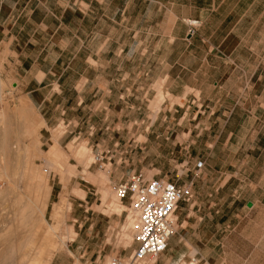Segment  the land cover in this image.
<instances>
[{
  "label": "crops",
  "instance_id": "0c3cea01",
  "mask_svg": "<svg viewBox=\"0 0 264 264\" xmlns=\"http://www.w3.org/2000/svg\"><path fill=\"white\" fill-rule=\"evenodd\" d=\"M262 1L0 0V40L22 67V81L39 86L28 89L30 98L41 96L43 83H60L67 74L63 81H73L75 88L87 83L98 98L97 110L107 108L114 114L111 123L122 125L130 107L141 110L156 97L158 81H166L165 90L175 95L188 87L200 91L208 116L186 125H203L213 137L204 141L206 160L233 163L235 171L221 170L224 179L216 188L200 187L154 264H264V9H257ZM189 18L202 25L187 38ZM57 66L64 67L62 73ZM52 96L49 90L35 102L44 117ZM168 109L149 122L145 114V125H182L183 110ZM122 128L132 131L135 125ZM124 136L126 144L136 138L132 132ZM232 177L235 186L229 184Z\"/></svg>",
  "mask_w": 264,
  "mask_h": 264
},
{
  "label": "rangeland",
  "instance_id": "374dc122",
  "mask_svg": "<svg viewBox=\"0 0 264 264\" xmlns=\"http://www.w3.org/2000/svg\"><path fill=\"white\" fill-rule=\"evenodd\" d=\"M257 9H264V0ZM198 31L199 28L194 34H188L187 38L196 35ZM12 54L8 44L0 40V138L3 137L2 129L5 125L1 123L2 114H8L7 116L12 114L11 123L8 125L15 121L13 125L16 130L12 137L16 139L19 136L22 145L29 137L31 138L26 129L28 124H25L22 115L27 117L26 123L35 121L39 125L42 147L39 150L40 155L33 159V163L44 170L52 187L43 229L56 226L57 231L53 238L60 245L53 259L45 264H111L113 258L117 256L126 258L130 255L135 243L132 235V244L129 246L125 230L128 228L126 226H129L128 217L132 210L128 200L120 199L116 195L115 186L134 172H142L148 178L168 179L178 185L190 187L192 195L180 202L175 213L176 234L181 227L179 218L182 209L197 199L199 192L202 191L200 187L207 185L216 188L224 179L222 177L220 180L221 170L227 168L229 173L235 171L233 163L225 164L218 159L212 162L206 160L209 148L204 141H211L213 137L208 138V131L202 129L203 125H186L188 120L192 119L193 123L197 120L203 121L208 116L205 112L208 107L202 104L200 91L188 87L185 93L175 95L165 90L166 81H158L153 85L157 91L156 97L146 100L147 106L141 110L139 106L130 107V113L121 125L120 121L111 123L114 114L109 113L107 108L100 106L97 110L98 98L91 96L87 83H81L75 88L73 81H63L67 74L62 76L63 80L60 83H50L49 86L43 83L39 92L41 96L36 99L30 98L28 89L39 86L34 81L29 86L22 81L25 75ZM63 68L57 66V73H62ZM54 77L52 75L51 79ZM49 90L53 96L47 99L46 106L49 111L46 116L50 117L51 121L46 124V116L44 117L37 103ZM80 94H83L84 100L81 105ZM25 98L30 99L32 107H23ZM131 99L134 104L139 103V99L133 95ZM166 107L170 110L176 108L183 110L180 113V115L183 113L185 118L182 125H145L144 119H148L147 122L155 119ZM20 108L23 109L22 115ZM145 114H148L146 118ZM46 125H49V128H46ZM123 125H135V128L132 131L124 130ZM129 132L135 133L136 138L131 140V144H126L124 133ZM55 142L59 143L60 149L65 152L62 158L48 156V151ZM83 146L87 147V154L79 153ZM200 160L205 164L198 170L196 163ZM11 163L12 168L8 169L7 178L0 168V175L2 174L0 188H5L7 182L5 179L9 177H13L14 181L9 179L19 188L21 186L25 188L23 185L24 183L27 185L29 180L20 179L21 161L12 159ZM112 176L117 177L118 182L113 183ZM229 184L235 186L238 182L232 177ZM8 192L5 193L7 195H2L4 196L2 200H7V204L6 201H2L5 207L3 210L7 212L13 208L11 200L16 198L11 190ZM203 196L205 194L201 193L199 200H202ZM65 238L69 240L64 242ZM3 242L0 240V245ZM12 263L0 260V264ZM180 264L195 263H185V260H182Z\"/></svg>",
  "mask_w": 264,
  "mask_h": 264
},
{
  "label": "bare ground",
  "instance_id": "6f19581e",
  "mask_svg": "<svg viewBox=\"0 0 264 264\" xmlns=\"http://www.w3.org/2000/svg\"><path fill=\"white\" fill-rule=\"evenodd\" d=\"M23 102L24 108L32 107L30 99L25 98L23 99ZM21 108L20 113L22 115L23 109ZM7 115L8 114L1 115V123H4L5 125H3L2 129L4 132L2 135L3 137L1 136L2 138H0V168L2 169L0 170L4 172L6 175L5 178H7V173H9L7 171H9L8 169L11 167L10 165H12V159H18L21 161V167H19V169L22 168V171L19 170L22 172L20 179L26 178L25 180L27 181L28 179L29 182L27 181V185L24 183L23 186L25 188L22 186L19 188V186L13 182V177H9L13 181L9 178L5 179L7 180L5 183V188H0V198L2 195H7L5 193L9 190L12 191V194H15L14 197L16 196V198L11 200L13 201L11 202V204H13L11 205L13 206V210L10 208L12 210L11 213L10 209V211L8 210L9 213L3 210L5 207L2 204V201H6L7 204V200H2L4 196L0 200V240L4 241L0 245V260L4 262L8 260L9 263L15 262V264H45L47 261H51L53 259L56 252L59 250L60 245L55 241L56 239L54 240L53 238L54 233L57 231H55V228H57L56 226L54 228L48 227L43 229V223L46 219L45 211L50 200L52 187L50 185L49 179L44 174V170L40 168V166H35L33 163V159L40 155L39 150L42 147L41 134L39 133L38 129L39 125L35 121H33L34 123L32 121L31 123H26L28 121L27 117L22 115L21 118H24L25 124H28L26 129L31 134L30 135L28 133L31 138L29 137L30 139L28 138L27 142L23 143L24 145H22L20 139H18L19 136L16 139L12 137V133L14 130H16L15 125H13L15 121L12 123V125H8L11 123L10 116L12 114L10 116ZM27 131L25 130V133ZM58 144L59 143L57 142L54 143V145L48 151V156L62 158V156L65 155V152H62V149H60L61 147ZM79 151L80 154H87L88 149L87 147L83 146ZM0 176H2V174ZM21 180L18 179L19 182ZM18 181H16V183H19ZM6 208L8 207L6 206ZM129 214V217L127 216L129 220V226H126L128 228L125 230V233L130 246L132 244V230L133 224L136 220V215L133 213V211H131ZM67 240L65 238L64 242H67ZM10 260L13 261L10 262ZM150 261L152 263H150ZM150 261L149 264H154L156 259L153 261L151 259Z\"/></svg>",
  "mask_w": 264,
  "mask_h": 264
},
{
  "label": "built area",
  "instance_id": "2783aa9c",
  "mask_svg": "<svg viewBox=\"0 0 264 264\" xmlns=\"http://www.w3.org/2000/svg\"><path fill=\"white\" fill-rule=\"evenodd\" d=\"M186 22L191 35L202 25L197 18H189ZM204 164L200 160L196 168L200 170ZM115 190L120 199L129 201L136 215L132 230L135 247L128 257L117 256L111 264H149L151 259L157 262L177 229L175 213L180 202L192 195L190 187L134 172L118 183Z\"/></svg>",
  "mask_w": 264,
  "mask_h": 264
}]
</instances>
